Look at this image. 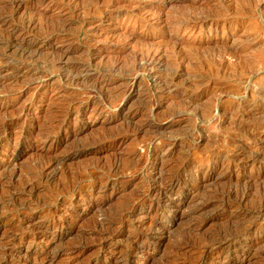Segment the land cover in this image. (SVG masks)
<instances>
[{
	"label": "rangeland",
	"instance_id": "374dc122",
	"mask_svg": "<svg viewBox=\"0 0 264 264\" xmlns=\"http://www.w3.org/2000/svg\"><path fill=\"white\" fill-rule=\"evenodd\" d=\"M0 264H264V0H0Z\"/></svg>",
	"mask_w": 264,
	"mask_h": 264
},
{
	"label": "bare ground",
	"instance_id": "6f19581e",
	"mask_svg": "<svg viewBox=\"0 0 264 264\" xmlns=\"http://www.w3.org/2000/svg\"><path fill=\"white\" fill-rule=\"evenodd\" d=\"M117 96V95H116ZM63 111V110H62ZM161 171V170H160ZM162 172V171H161ZM158 173H160V172H158ZM163 173V172H162ZM35 176V175H34ZM160 177H162V176H160ZM168 177V176H167ZM166 177V178H167ZM158 178V177H157ZM163 178V177H162ZM170 178V177H169ZM74 179V178H73ZM75 180V179H74ZM161 180V179H160ZM160 183V182H159ZM164 185V184H163ZM169 188V187H168ZM69 189V188H68ZM163 192H165V191H163ZM171 192V191H170ZM164 194V193H163ZM167 194V193H166ZM159 195H161V194H159ZM243 196V195H242ZM152 202V201H151ZM175 205V204H174Z\"/></svg>",
	"mask_w": 264,
	"mask_h": 264
}]
</instances>
